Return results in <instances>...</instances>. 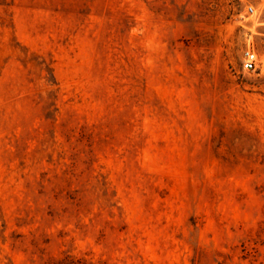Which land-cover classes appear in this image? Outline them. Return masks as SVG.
<instances>
[{
  "label": "rangeland",
  "instance_id": "1",
  "mask_svg": "<svg viewBox=\"0 0 264 264\" xmlns=\"http://www.w3.org/2000/svg\"><path fill=\"white\" fill-rule=\"evenodd\" d=\"M0 264H264V0H0Z\"/></svg>",
  "mask_w": 264,
  "mask_h": 264
},
{
  "label": "built area",
  "instance_id": "2",
  "mask_svg": "<svg viewBox=\"0 0 264 264\" xmlns=\"http://www.w3.org/2000/svg\"><path fill=\"white\" fill-rule=\"evenodd\" d=\"M250 10L252 11V9ZM257 65H258L257 55L255 51L248 45L243 53L242 69L245 71H253L256 69Z\"/></svg>",
  "mask_w": 264,
  "mask_h": 264
}]
</instances>
